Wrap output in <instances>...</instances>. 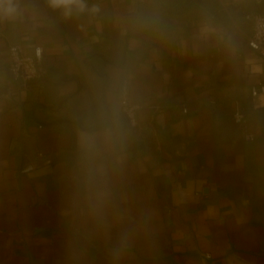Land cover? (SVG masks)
<instances>
[{
	"label": "crops",
	"instance_id": "0c3cea01",
	"mask_svg": "<svg viewBox=\"0 0 264 264\" xmlns=\"http://www.w3.org/2000/svg\"><path fill=\"white\" fill-rule=\"evenodd\" d=\"M214 1L85 0L66 18L0 0V264H264V59L244 19L264 0ZM11 42L44 46L26 88Z\"/></svg>",
	"mask_w": 264,
	"mask_h": 264
},
{
	"label": "built area",
	"instance_id": "2783aa9c",
	"mask_svg": "<svg viewBox=\"0 0 264 264\" xmlns=\"http://www.w3.org/2000/svg\"><path fill=\"white\" fill-rule=\"evenodd\" d=\"M257 4H261L263 0H255ZM244 19L252 22V31L248 35L247 43L251 49L256 51L264 59V12L257 10L247 12ZM255 45V46H253ZM8 70L13 79L26 88L33 82L43 77V70L41 64L44 58V46L38 44L34 47L32 52L27 51L25 45L21 42H11L7 46ZM264 93V84L260 86H253L252 95L257 96ZM119 107L121 113L127 119L129 127L133 130H139L141 123L139 121L140 104L133 102L130 99L129 83L124 80L119 91ZM236 124L243 126L245 130L249 128V120L243 110L236 104V109L233 114ZM247 138L253 139L254 135L247 132ZM205 258H210L211 254H203Z\"/></svg>",
	"mask_w": 264,
	"mask_h": 264
},
{
	"label": "clouds",
	"instance_id": "9594fccd",
	"mask_svg": "<svg viewBox=\"0 0 264 264\" xmlns=\"http://www.w3.org/2000/svg\"><path fill=\"white\" fill-rule=\"evenodd\" d=\"M49 6L53 9L62 10L66 18H70L74 11L83 13L88 10L85 0H49ZM90 11L97 12L99 8L94 5Z\"/></svg>",
	"mask_w": 264,
	"mask_h": 264
},
{
	"label": "water",
	"instance_id": "95a60500",
	"mask_svg": "<svg viewBox=\"0 0 264 264\" xmlns=\"http://www.w3.org/2000/svg\"><path fill=\"white\" fill-rule=\"evenodd\" d=\"M147 128V127H146ZM177 147L180 149L179 151H181V152H183V150L185 149V144L182 142V143H179L178 145H177ZM180 152V153H181Z\"/></svg>",
	"mask_w": 264,
	"mask_h": 264
},
{
	"label": "trees",
	"instance_id": "16d2710c",
	"mask_svg": "<svg viewBox=\"0 0 264 264\" xmlns=\"http://www.w3.org/2000/svg\"><path fill=\"white\" fill-rule=\"evenodd\" d=\"M214 2H215L214 4H217V1L216 0Z\"/></svg>",
	"mask_w": 264,
	"mask_h": 264
}]
</instances>
